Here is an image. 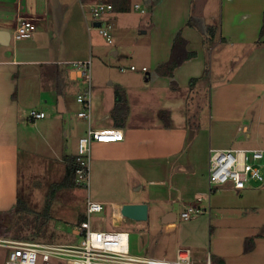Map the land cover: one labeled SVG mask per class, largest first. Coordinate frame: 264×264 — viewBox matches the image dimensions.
I'll list each match as a JSON object with an SVG mask.
<instances>
[{"label":"crops","instance_id":"1","mask_svg":"<svg viewBox=\"0 0 264 264\" xmlns=\"http://www.w3.org/2000/svg\"><path fill=\"white\" fill-rule=\"evenodd\" d=\"M91 1L114 6L104 17L112 31L117 30L110 54L118 57L123 52L139 65L122 67L125 76L93 87L90 126L120 129L124 139L93 143L86 202L103 203L102 212L111 215L117 228L135 221L119 215L118 208L146 203V221L154 219L173 229L178 221L174 206L186 205L184 193L192 184L167 181L183 175L188 181L197 178L194 166L201 148L209 167L211 150L246 149L239 147L240 138L250 141L254 127L264 126V0ZM85 12L80 0H0V41L5 40L2 33H9L5 44L0 42V211H15L24 175L30 200L43 187L50 192L62 182L67 160L75 157L79 137L87 132L89 123L77 118L78 72L72 67L93 55L92 33L98 30L90 28ZM136 12L146 14L139 24L131 23ZM23 16L37 18L35 29L15 39ZM178 33L186 43L174 51ZM187 52L196 55L183 59ZM174 58L181 63L172 76L162 74L159 67ZM32 110L46 117L32 119ZM58 125L65 138L61 144L54 141ZM258 147L246 150H264ZM20 162L26 164L25 173L20 172ZM24 205L32 211L30 203ZM168 212H175L177 219L163 223ZM79 216L73 234L80 239L76 230L86 212ZM210 236V247H185L197 261L215 251L226 264H264V240L257 232L244 231L217 247L213 228ZM250 238L254 242L247 250Z\"/></svg>","mask_w":264,"mask_h":264},{"label":"rangeland","instance_id":"2","mask_svg":"<svg viewBox=\"0 0 264 264\" xmlns=\"http://www.w3.org/2000/svg\"><path fill=\"white\" fill-rule=\"evenodd\" d=\"M145 17L146 14L136 12V16L133 14L130 17L131 23L135 21L136 24H139L138 22ZM132 30H136V28ZM115 31H112L114 40L117 38V30ZM92 42L93 87L96 83L109 84L111 79L125 76L126 74H123L120 70L122 67H130L132 63L139 65L138 61H133V58H129V55L123 54V52L118 57L111 55L110 50L114 45L108 43L106 38L97 31L92 33ZM108 75H111V78L107 79ZM203 103L204 99L200 105H204ZM192 105L194 106V103ZM55 128L57 131L54 134V141L56 144H61L65 138L59 129V125ZM203 143L204 140L200 142L199 147H202ZM239 143L241 148L248 149L259 146L264 149V126L254 127L251 140L244 141L242 136ZM201 149L205 150L204 147ZM201 149L199 150L200 156L194 166L196 168L194 177L197 178H191L188 181V176L183 175L181 176L183 179L176 177L167 181V183L174 185L183 182L192 184L189 186L191 191L186 190L184 193L186 195V205L177 203L174 206L178 214L175 228L168 229L165 225L154 221V219L145 222L130 221L128 224L117 228L113 226L111 215L106 214L105 211L91 215L92 227L98 230H126L129 232L131 254L159 258L172 257L174 253L176 254L177 250L175 249L179 246L194 248L202 243L203 247H207V245L210 247L212 228L214 232H217V238L214 239L215 247L219 242L226 239L232 240L233 237L242 235L244 231L257 232L260 234L258 239L264 240V182L252 181L249 183V189L242 192L231 188V186L219 187L210 192L208 183L209 167L207 166L206 154L205 152L200 153ZM261 164L263 165L262 172L264 174V159ZM25 166V162H20V172L25 173ZM24 176L22 182L19 183L18 200L16 198L14 202L15 211L10 207L0 211V264H5L8 258L9 249L5 246L7 240L54 244L79 243L80 241L79 237L73 234V230L78 227V216L86 212V195L90 186L89 188L83 187L57 192L60 194L58 203L54 210H51L49 217H46L44 212L45 201L49 193L46 190L48 188L43 187L41 191L39 190L34 194L35 198L30 200L27 193L30 184L27 183ZM166 185L161 186L164 195L168 194ZM155 188H158V186L156 185ZM20 200L21 204H19ZM22 202L30 203L32 211L25 208ZM193 204H200V209H207L208 213L195 214L189 221L182 219L180 214L189 205ZM215 254V251L209 254V257H212L213 264H226L221 262L220 259L222 258ZM205 260L203 259V262Z\"/></svg>","mask_w":264,"mask_h":264},{"label":"built area","instance_id":"3","mask_svg":"<svg viewBox=\"0 0 264 264\" xmlns=\"http://www.w3.org/2000/svg\"><path fill=\"white\" fill-rule=\"evenodd\" d=\"M80 4L89 21L90 28L106 38L112 44V29L110 22L104 17L111 13L114 6L111 2L80 0ZM135 7L140 8L139 4ZM37 18L30 16L19 17L14 38L21 39L29 31L35 29ZM99 22L100 26L95 24ZM73 69L78 72L76 80L79 86L77 101L81 110L77 118L89 123L87 132L79 137L76 152V183L78 186L89 188L91 180V150L94 142L111 143L124 139L120 129H93L90 126L92 119V60L72 63ZM135 70L136 66H131ZM124 70V69H122ZM146 71L147 68L143 67ZM29 117L41 119L46 117L43 111L32 110ZM264 159V150L261 149H226L211 150L209 156L208 182L210 192L226 185L236 190H244L249 183L264 182L261 161ZM264 186V185H263ZM105 205L90 199L86 202L87 220L82 222L76 235L80 236L79 243H34L20 240H7L5 246L9 249L5 264H213L208 256L205 262L197 261L189 248L177 249L175 258H154L130 253L129 233L125 231H106L94 229L91 226V215L101 213ZM200 205H189L181 213V218L191 220L195 214L205 213Z\"/></svg>","mask_w":264,"mask_h":264},{"label":"trees","instance_id":"4","mask_svg":"<svg viewBox=\"0 0 264 264\" xmlns=\"http://www.w3.org/2000/svg\"><path fill=\"white\" fill-rule=\"evenodd\" d=\"M261 35H264V27L262 29ZM185 43L186 42L184 38H182L181 33H178L174 40V51L176 48L180 46H185ZM195 55H196L195 52H187L186 56L183 59L191 58ZM180 63L181 62L179 61V59L174 58L168 63L160 66L159 67L160 72L162 74H168L172 76L174 68L180 65ZM75 162H76V157L68 158L67 169H66V174H65L64 179L62 180V182L54 185L48 194V197L46 199V204H45L46 206H45L44 216L49 217V214L51 212V205L56 197L57 192L62 191V190H70L78 186L76 183V165H75L76 163ZM19 204H21V200L19 201ZM22 204H24V202H22ZM85 219L86 217L82 216L80 222H83ZM253 242H254V238L248 239V243L246 246L247 250L252 248Z\"/></svg>","mask_w":264,"mask_h":264},{"label":"water","instance_id":"5","mask_svg":"<svg viewBox=\"0 0 264 264\" xmlns=\"http://www.w3.org/2000/svg\"><path fill=\"white\" fill-rule=\"evenodd\" d=\"M96 26H100L97 22ZM2 33V32H1ZM5 36V40L9 37V33H2ZM0 41L5 44L6 41ZM148 204L146 203H128L124 204L121 208V215L125 218H129L135 221H146L148 219ZM177 219V214L175 212H168L162 219L163 223H169Z\"/></svg>","mask_w":264,"mask_h":264},{"label":"bare ground","instance_id":"6","mask_svg":"<svg viewBox=\"0 0 264 264\" xmlns=\"http://www.w3.org/2000/svg\"><path fill=\"white\" fill-rule=\"evenodd\" d=\"M117 208H118V207H117ZM118 209H119V210H117V212H118V213H119V212L121 213V210H120V208H118ZM120 213H119V215H120Z\"/></svg>","mask_w":264,"mask_h":264}]
</instances>
